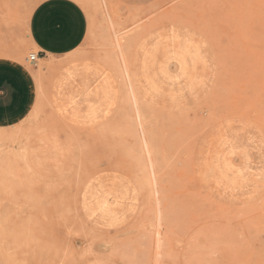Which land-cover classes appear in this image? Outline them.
I'll return each instance as SVG.
<instances>
[{
    "label": "rangeland",
    "instance_id": "rangeland-1",
    "mask_svg": "<svg viewBox=\"0 0 264 264\" xmlns=\"http://www.w3.org/2000/svg\"><path fill=\"white\" fill-rule=\"evenodd\" d=\"M37 1L0 0L36 94L0 128V264H264V0H76L86 38L51 69ZM69 62L107 78L92 122L50 99Z\"/></svg>",
    "mask_w": 264,
    "mask_h": 264
},
{
    "label": "crops",
    "instance_id": "crops-1",
    "mask_svg": "<svg viewBox=\"0 0 264 264\" xmlns=\"http://www.w3.org/2000/svg\"><path fill=\"white\" fill-rule=\"evenodd\" d=\"M87 29L86 13L78 1H37L30 11L27 30L30 47L37 54L34 61L51 69L48 60L74 53L84 42ZM73 63H67L52 81L50 99L69 121L92 122L102 116L110 104L109 96L102 92L104 88L108 94V81L93 66ZM36 73L41 74L38 70ZM68 87L73 91H68ZM35 99L33 68L0 57V128L11 127L26 118Z\"/></svg>",
    "mask_w": 264,
    "mask_h": 264
},
{
    "label": "bare ground",
    "instance_id": "bare-ground-1",
    "mask_svg": "<svg viewBox=\"0 0 264 264\" xmlns=\"http://www.w3.org/2000/svg\"><path fill=\"white\" fill-rule=\"evenodd\" d=\"M84 62H85V61H84ZM66 65H68V64H65V65H62V66L58 67V73L62 72V71L64 70V68L66 67ZM99 67H100V66H99ZM100 68H102L103 70L109 72V71H108L106 68H104V67H100ZM58 73H57V74H58ZM57 74H56L55 77H57Z\"/></svg>",
    "mask_w": 264,
    "mask_h": 264
},
{
    "label": "built area",
    "instance_id": "built-area-1",
    "mask_svg": "<svg viewBox=\"0 0 264 264\" xmlns=\"http://www.w3.org/2000/svg\"><path fill=\"white\" fill-rule=\"evenodd\" d=\"M36 57H37V54H36V53H32V54H30V56H29V60H30V61H34V60L36 59Z\"/></svg>",
    "mask_w": 264,
    "mask_h": 264
}]
</instances>
